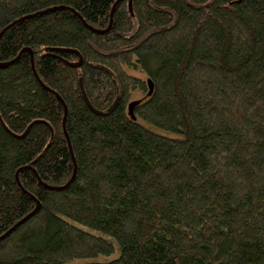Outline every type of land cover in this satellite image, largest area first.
Listing matches in <instances>:
<instances>
[{
	"label": "trees",
	"instance_id": "trees-1",
	"mask_svg": "<svg viewBox=\"0 0 264 264\" xmlns=\"http://www.w3.org/2000/svg\"><path fill=\"white\" fill-rule=\"evenodd\" d=\"M129 2L0 0V264H264V0Z\"/></svg>",
	"mask_w": 264,
	"mask_h": 264
},
{
	"label": "water",
	"instance_id": "water-1",
	"mask_svg": "<svg viewBox=\"0 0 264 264\" xmlns=\"http://www.w3.org/2000/svg\"><path fill=\"white\" fill-rule=\"evenodd\" d=\"M118 3H119V2H117V3L115 4V6H114V8H113V11H112V14L114 13V11H115V9H116ZM129 10H130L131 13H133V0H130V2H129ZM110 28H111V26L107 29V31H109ZM107 31H104V32H107ZM104 32H102V33H104ZM96 33H98V32H96ZM30 53H31V55H32V59H33V53H32V52H30ZM79 58H80L79 62H77V63H68V65L71 66V67H74V68L81 67V66H82V63H83V58H82L80 55H79ZM6 66H8V64L1 65V67H6ZM80 87H81V91H82L83 99H84V101L86 102L87 106L91 109V111H92L93 113H95V114L103 115L102 112L96 110V109L93 107V105L91 104V102H90V100H89V98H88V96H87V93H86V91H85V88H84V84H83V80H82V79L80 80ZM148 89H149L148 97H150V96H152V94H153V92H154V84H153V82H152L151 80H148ZM119 102H120V99L117 98L116 101H115V103H114V104L111 106V108L108 110V113L112 112V111L118 106ZM141 102H142V100L133 101V102L130 103V105H129V107H128V113H129V116H130L133 120H136V117H135V115H134V110H135V108H136L138 105L141 104ZM71 182H72V181H71ZM71 182H70V183H71ZM67 186H68V185H67ZM67 186L62 187V188H67ZM62 188H52V189H54V190H61ZM39 209H40V204H38L37 209H36L33 213H31L28 217H26V219H24L22 222H24L25 220H27V219H29L31 216H33L35 213H37V212L39 211ZM22 222H21V223H22ZM19 225H20V223H19L17 226H19ZM15 228H16V227H15ZM15 228H13L11 231H9V233L12 232ZM9 233H8V234H9Z\"/></svg>",
	"mask_w": 264,
	"mask_h": 264
},
{
	"label": "rangeland",
	"instance_id": "rangeland-1",
	"mask_svg": "<svg viewBox=\"0 0 264 264\" xmlns=\"http://www.w3.org/2000/svg\"><path fill=\"white\" fill-rule=\"evenodd\" d=\"M137 76H140V77H142V78H146V76L144 75V74H141V73H135ZM145 97V94L144 93H142V92H136L135 94H134V99L135 100H138V99H141V98H144ZM106 238H108L109 240H111L114 244H116L115 242V240H113L112 238H110V237H106ZM119 254H120V251L119 250H117L116 252H115V254L114 255H112L111 257H99V258H96V259H92V260H89V262H107V261H111L112 259H115V258H117L118 256H119ZM79 262V261H78Z\"/></svg>",
	"mask_w": 264,
	"mask_h": 264
}]
</instances>
